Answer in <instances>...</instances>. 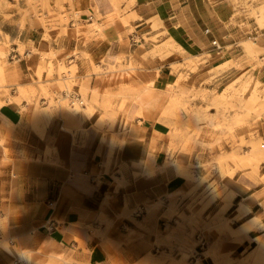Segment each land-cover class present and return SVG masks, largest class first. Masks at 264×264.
<instances>
[{"label": "crops", "instance_id": "obj_1", "mask_svg": "<svg viewBox=\"0 0 264 264\" xmlns=\"http://www.w3.org/2000/svg\"><path fill=\"white\" fill-rule=\"evenodd\" d=\"M108 1L72 0L78 18L52 38L27 0L0 2L9 89L0 93V264H141L148 254L159 264H261L253 252L264 239V147L258 169L218 164L214 153H230L233 143L209 116L215 97L239 78L264 89V53L254 66L239 47L249 36L231 0H118L125 13L112 21ZM95 5L101 30L91 27ZM154 19L164 33L156 42ZM50 51L76 66L77 84L70 93L52 86L56 106L46 125L36 124L48 100L33 81ZM189 56L201 57L195 72L172 69ZM143 89L150 94L140 101ZM106 92L109 106L95 98ZM250 129L264 139V115L234 133L247 140ZM200 182L229 199L192 202ZM192 240L194 252L183 256L179 248Z\"/></svg>", "mask_w": 264, "mask_h": 264}, {"label": "rangeland", "instance_id": "obj_2", "mask_svg": "<svg viewBox=\"0 0 264 264\" xmlns=\"http://www.w3.org/2000/svg\"><path fill=\"white\" fill-rule=\"evenodd\" d=\"M5 1L6 6H10L7 0ZM236 7V12L234 17L241 21L236 24H239L243 30H245L249 36L246 41H243L239 44V47L244 51L249 57L250 62H254V66L261 63L258 59V56L261 53H264V48H261V42H264V37L260 35V32H255L253 28V24L258 28L264 30V15H259L261 10H264V0H231ZM72 0H27L28 5L33 10L34 15H38V10L41 11L40 18L42 22H44L45 27H51V31L46 34V38H52V32L55 30L58 35L67 30V25L72 18L76 20L79 16L77 14V9L75 10L72 5ZM108 3L113 6V13L108 15V20L112 21L114 18H122V15L125 13V10H120L118 6V0H109ZM70 4L69 10L65 8V5ZM18 11H21L17 6ZM95 12V17L93 20L92 28L97 30H101V27L97 25V18L100 16L98 13L99 6L95 5L93 7ZM71 11V13H69ZM47 15L45 17L44 15ZM123 20V19H121ZM161 22L158 19H154L152 22V29L157 30V36H153L152 40L154 42L158 41L160 37L164 35V33H159V27L161 26ZM51 33V34H50ZM49 36V37H48ZM164 46L173 47V44H166ZM0 54L2 57H5L6 53L4 50L0 48ZM43 57L48 59V63L39 67L36 78L33 81L39 87V96L44 97L48 100V107L44 110L39 111L34 115V122L36 124H44L46 125L49 121L50 115L52 113V107L56 106V103L53 100L55 95L53 90L54 85L62 91H67L68 93L73 91V86L77 84L76 76L77 69L75 65L67 66L64 64L63 60L60 56L57 55L56 51H50L47 54H44ZM58 60V64L55 65L54 61ZM201 61L200 56H189L183 60L181 64H173L172 69L175 71L188 69L189 71L195 72L197 64ZM131 68V67H130ZM179 79L177 84L183 79L182 74L179 75ZM57 79V81H55ZM242 78H239L231 85H226L220 92V94L215 97L216 103H212L216 107V114L214 116H209L210 123L213 124L215 128L224 129L226 133L221 137L228 140L231 138L232 147L230 153H226L225 151H219L214 153V158L218 164H222L225 160H232L234 162L240 163L241 166H251L253 165L254 169H258L257 165L259 164L262 157L260 156V150L264 147V139H261L256 133L250 129L247 133L248 139H245L244 134L241 136H237L234 133V130L238 127L243 126L248 123L249 120L255 121L264 115V89L260 86V83L257 81H253L252 78L248 79L245 85H243ZM237 84V85H236ZM24 90V89H21ZM31 90L35 92V89L31 87ZM5 92L9 93V89L7 88V83L4 80L3 67L0 63V93ZM82 95V101L87 104L86 93L81 89L80 91ZM211 93V92H210ZM150 94L148 89H143L140 93L136 95V99L143 100L148 97ZM209 94L208 91H204V97L207 98ZM99 96L100 105H110L112 93L106 92L102 95H95V98ZM195 96V94H194ZM65 106L73 111H77L81 109L79 103L74 102L73 105H70V99H66L62 102ZM93 103H98L96 99H93ZM38 105V103H37ZM123 105L121 104L118 109L122 110ZM109 109H112L109 108ZM209 107L205 108V116L208 117ZM99 127L107 126L109 131L114 130L113 122L109 125L106 123L99 122L97 124ZM218 140H221L220 138ZM102 142H105V139H102ZM114 141L111 140L109 145V153L111 154L112 146ZM250 148V151H246L244 148ZM237 149V150H236ZM46 154H49L48 150ZM203 182H200L192 189L194 191L193 195L197 193V189L203 187L201 191L193 197L192 202L196 200L202 204V207H206L212 200L217 197H222L223 192H218L217 187L214 183H208L205 186H202ZM228 196L225 195L222 198L224 200H228ZM228 204V203H227ZM226 204V205H227ZM195 235V232H192L191 237ZM160 244L159 242L157 243ZM197 244L194 240L190 241L188 245L182 246L179 248L180 252L183 256H191L194 252V247ZM253 260L257 263H264V239L258 242L257 249L253 252ZM162 256H165L164 252H161ZM169 257V256H167ZM173 262H176L174 258H171ZM161 258L154 256L152 254H148L141 262V264H159ZM161 263H163L161 261Z\"/></svg>", "mask_w": 264, "mask_h": 264}, {"label": "built area", "instance_id": "obj_3", "mask_svg": "<svg viewBox=\"0 0 264 264\" xmlns=\"http://www.w3.org/2000/svg\"><path fill=\"white\" fill-rule=\"evenodd\" d=\"M204 32L207 34V33L210 32V30H209V29H205ZM211 43H212V45H213L216 49H219V48H220V46L217 44V42H216L215 40H212ZM72 102H78V103L80 104V102L77 101V100H72ZM200 246H201V247L204 246V242H203V240H200ZM18 264H20V262H18Z\"/></svg>", "mask_w": 264, "mask_h": 264}, {"label": "bare ground", "instance_id": "obj_4", "mask_svg": "<svg viewBox=\"0 0 264 264\" xmlns=\"http://www.w3.org/2000/svg\"><path fill=\"white\" fill-rule=\"evenodd\" d=\"M259 15H264V10H261V12H259ZM72 97V96H71ZM75 97V96H74ZM79 98V97H78ZM74 99V98H73ZM74 102H72L71 104H73ZM82 104V103H81ZM203 249V248H202Z\"/></svg>", "mask_w": 264, "mask_h": 264}]
</instances>
